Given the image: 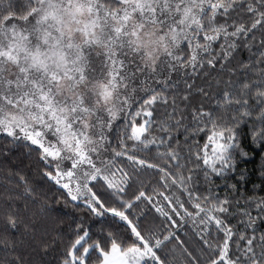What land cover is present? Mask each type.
Masks as SVG:
<instances>
[{"label": "snow or ice", "instance_id": "6c2138e0", "mask_svg": "<svg viewBox=\"0 0 264 264\" xmlns=\"http://www.w3.org/2000/svg\"><path fill=\"white\" fill-rule=\"evenodd\" d=\"M0 140V264H264V0H0Z\"/></svg>", "mask_w": 264, "mask_h": 264}, {"label": "trees", "instance_id": "16d2710c", "mask_svg": "<svg viewBox=\"0 0 264 264\" xmlns=\"http://www.w3.org/2000/svg\"><path fill=\"white\" fill-rule=\"evenodd\" d=\"M4 141L0 140V147H3ZM12 156L15 158V162L17 165H27L29 163L30 158L27 155V150L24 149L23 147H17L13 149ZM259 164V158L257 157L256 159L250 161L246 166L249 169V176L251 181H256V167ZM241 167H245V165H241ZM250 186V185H249ZM50 196L56 195L55 191L52 190L49 192ZM53 207L57 208L59 210V215L61 218H63L64 223L61 224L60 220L57 219L55 221L57 227H66L68 223V218L72 215L74 209L72 208L71 205L65 206L63 204V201L61 200L59 203H57L56 200H52Z\"/></svg>", "mask_w": 264, "mask_h": 264}]
</instances>
